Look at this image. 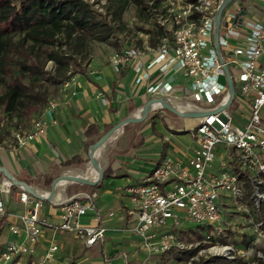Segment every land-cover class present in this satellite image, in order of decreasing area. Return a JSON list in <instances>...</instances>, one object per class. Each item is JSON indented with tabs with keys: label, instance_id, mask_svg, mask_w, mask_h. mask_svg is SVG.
Instances as JSON below:
<instances>
[{
	"label": "built area",
	"instance_id": "2783aa9c",
	"mask_svg": "<svg viewBox=\"0 0 264 264\" xmlns=\"http://www.w3.org/2000/svg\"><path fill=\"white\" fill-rule=\"evenodd\" d=\"M155 1L147 2L148 21L135 16L124 22L125 31L117 39L118 49L108 57L109 66L116 74L126 68L132 71L133 88L146 103L152 102L148 115L167 116L166 103L190 106L182 113L204 116L188 119L194 120V128L183 130L193 140L184 164L169 157L159 158L140 183L126 188L130 203L127 215L135 218L129 232L140 239V250L147 259L158 257L157 262L149 264H164L162 256L206 244H212L206 249L213 252L211 257L233 261L239 259L238 253L252 251L259 236L264 237V16L251 12V0H232L222 9L216 24L217 13L227 0ZM227 76L234 89L229 105ZM73 82L74 76L62 82L60 89L67 90ZM56 109L57 103L48 101L28 130L14 131L0 147L23 148L43 137L50 126L57 125L55 118H45ZM234 113L239 118H234ZM219 148L220 167L215 170ZM0 177V222L10 216L6 207L11 201L23 207L17 220L8 225L12 240L0 247V262L22 264V258H31L45 229L51 232L46 252L39 262L29 264H49L53 260L59 233L69 235L86 249L103 241L107 228L100 224L99 216L91 224L82 223L94 210L87 194L59 202L60 222L50 225L40 216L42 200L32 196L24 185H15L14 176L8 179L0 173ZM35 193L47 198L49 191ZM235 211L251 226L240 234L253 238L243 252L233 243L242 240L241 236L225 245L220 243L232 229L229 217ZM184 222L200 225L194 231L203 237L201 242L186 241L184 234L188 236L191 231H173ZM206 228L210 234L201 233ZM196 254L187 264H193ZM256 257L264 260L259 253Z\"/></svg>",
	"mask_w": 264,
	"mask_h": 264
},
{
	"label": "crops",
	"instance_id": "0c3cea01",
	"mask_svg": "<svg viewBox=\"0 0 264 264\" xmlns=\"http://www.w3.org/2000/svg\"><path fill=\"white\" fill-rule=\"evenodd\" d=\"M108 48L106 57L92 59L83 73L74 75V82L67 90L62 91L60 88L57 90L59 93L55 98L58 103L57 109L53 114L45 116L47 119L55 118L56 126H50L43 137L29 142L23 148L15 149L10 145L0 147L1 152L9 153L0 167L5 168L17 181L27 184L38 192H48L51 183L64 173H60L61 170L68 168L62 165L64 162L78 157L84 162L73 166L85 163L88 152L85 141L94 144L127 115L132 117L145 105L147 101L145 97L132 86V71L126 68L121 74H116L109 66L108 57L114 49ZM127 79L131 81L125 83ZM90 126L95 128L96 133L87 137L85 132ZM128 127L126 125L122 129L126 130ZM131 127L135 129V133L125 135L124 138L120 134L103 155L99 165L103 173L107 171L104 178L102 175L103 181L99 187L90 192H80L75 188L73 192L68 193L71 191L68 186L71 185L70 182L57 188L47 208L42 206L40 216L50 225H57L52 224V219L59 217L57 204L80 193L87 194L94 210L88 213L82 223L91 224L92 219L99 216L100 224L107 228L103 241L92 248L86 249L81 243L80 246L60 243L58 251L49 264H75L74 260L81 255L97 260L98 264L157 262L158 257L155 256L147 259L146 254L140 250V239L129 232L135 218L127 215L130 203L126 196V188L140 183L159 158L168 157V154L184 164L186 157L191 154L193 140L186 131L173 132L179 136L177 141L181 145L174 146L170 144L168 138L164 137L160 141L155 137L154 134L160 132L161 128L154 127V131L148 132V127L143 128L142 125ZM91 152L93 154V148ZM6 208L10 216L0 222V235L3 227H6L9 233L8 225L17 220L16 216L22 212L23 207L11 201ZM109 214L113 216L108 217ZM9 235L12 238L10 233ZM65 236L71 239L69 235ZM50 238L51 232L45 229L36 252L42 246L45 254ZM34 255L28 258V264L37 263L33 258ZM163 263L165 264L164 261Z\"/></svg>",
	"mask_w": 264,
	"mask_h": 264
},
{
	"label": "trees",
	"instance_id": "16d2710c",
	"mask_svg": "<svg viewBox=\"0 0 264 264\" xmlns=\"http://www.w3.org/2000/svg\"><path fill=\"white\" fill-rule=\"evenodd\" d=\"M149 1L106 0V4L98 6V1L89 3L83 0H0L1 113L17 118L38 117L62 82L84 72L90 44L98 43L118 49L117 39L125 31L123 16L130 6L135 9L139 21H148L146 12ZM159 2L156 0L155 4ZM99 9H103V12ZM42 47L53 48L46 51L44 62L39 59V49ZM46 62L52 64L50 71L45 70ZM29 126L18 129L26 131ZM14 131L8 136L0 134V146L10 140ZM94 133L93 126L85 132L87 137ZM90 143L85 141L87 149L93 145ZM82 162L80 158L73 157L62 165L70 167ZM261 176L264 177V174ZM103 178L95 186L76 184L75 188L80 192L93 191L100 186ZM261 191L264 192V185ZM261 214L264 216V211ZM191 233L200 242V234L195 231ZM241 237L242 240L233 243L238 248H249L253 238L246 235ZM254 250L250 261L213 257L199 264H249L260 251L255 247ZM196 252L197 249L175 252L168 255L169 258L162 256L160 259L165 264L187 262Z\"/></svg>",
	"mask_w": 264,
	"mask_h": 264
},
{
	"label": "rangeland",
	"instance_id": "374dc122",
	"mask_svg": "<svg viewBox=\"0 0 264 264\" xmlns=\"http://www.w3.org/2000/svg\"><path fill=\"white\" fill-rule=\"evenodd\" d=\"M93 1H98V6L106 4V0H86V2H90V3H92ZM237 1H240V0H237ZM251 3H252V6H253V8L251 9V12H253V13H257L258 12L261 16H264V13L261 12V9L264 8V0H251ZM96 8H98V7H96ZM99 11L103 12V9H99ZM135 13H136L135 9L132 6H130L126 10V12H125V14L123 16V22H127V23L130 22V20L135 17ZM118 38H121V37H118ZM108 47L109 46H107V45L98 44V43L90 44L89 48H88L89 57H88V61L86 62V65L92 59H103V57H106L108 55V51H109ZM51 49H53V48H51V47H49V48L42 47V48L39 49V59L42 62L45 61L46 51L47 50H51ZM51 67H52V64L47 63V62L45 63V70L50 71ZM85 69H86V66L84 67V70ZM129 81H131V79H127L125 81V83H128ZM220 81H224V80L222 78H220ZM41 84H44V83L41 82ZM58 95H59V93L56 91L55 95L51 98V100H53L54 102L57 103L55 98ZM151 115L152 114L147 115V117L140 123L127 125V126H129L128 129H126V130L122 129V133H121L122 135H120V136L123 137L125 135H129L130 133L134 134L135 133V129L134 128L132 129L131 126L139 127V126L142 125L143 128L144 127H148V130H147L148 132L154 131L153 130L154 127H157V128H161V131L155 133L154 135H155V137L159 138L160 141L162 140V138L165 137V138L169 139L171 145L173 144L174 146H181L180 143L177 141V137H179V136L176 133H173V132L183 131L184 129L191 131L194 128V120H188V119L180 118V117L175 116V115H173V114H171L169 112H167V116L162 117V118L160 117L159 113H155V115L153 117ZM150 116H151V118L146 120ZM233 116H234V118H236V117L239 118V116L237 114H235V113L233 114ZM128 117L129 116L127 115L123 120H125ZM36 118L37 117H34L33 115L30 116V117H27V118L25 116H23L21 118H17L15 116L3 115L1 113V111H0V134H2L3 136H8L12 131H14V130H16L18 128H26L29 125L31 126L33 120L36 119ZM123 120H121V122ZM18 130H21V129H18ZM186 136L189 137V135H186ZM111 150L112 149L110 147L109 151L111 152ZM219 151H221V148H219L217 150V152L215 153V164H214L215 170L216 169L218 170V168L220 167V162L217 160ZM8 156H9V153L0 151V164L3 162L4 159H7ZM167 156L169 158H172V159L176 158V157H173L171 154H168ZM85 159H86V161H85V163L83 165L81 164L80 166H70L68 168L62 169L61 172L60 171L59 172L60 173H63V172L65 173V171H68V170H75V171L84 172L85 169H86L87 164H89L87 156H86ZM227 170L231 171L232 170L231 166H228ZM64 173L62 175H64ZM68 186H70L69 188H71V191H68V193L69 192L71 193V192H73V190H75L74 183H71V185H68ZM49 190H50V188H49ZM42 206L44 208H47L48 207V202H42ZM233 210H236V209H233ZM229 218H230V225H231L232 229L228 230V232L226 233V237L221 239L222 240L220 242L221 245L222 244L225 245V243L228 240L233 239V238L234 239H241L240 238L241 232H245L244 229L249 230L251 228L250 225L246 224V220H244V219H242L240 217V215H239V213L237 211L232 213ZM59 222H60L59 217H54L52 219V224H59ZM238 223H242L243 226H241ZM198 227H200L199 224L189 223V222L185 223L184 222V223L179 224L178 226H175L173 228V231H175V232H179V231L190 232V231L196 230ZM200 231H201L202 234H210L209 233L210 229H208V228L204 229V231L203 230H200ZM184 235H185L184 238L186 239V241L188 243H194V244L198 243V240L195 239V236H193L192 234H190L188 236L186 234H184ZM200 237H201V239H200V242H201L203 237L201 235H200ZM56 239L58 241V246H60V243H66V244H70V245L80 246L79 242L71 240L67 236H65V235H63L61 233L56 235ZM9 240H12V238L10 237L9 233L7 232V228L3 227L2 233L0 235V247H3ZM218 245H220V244H218ZM210 246H212V244L196 246L195 249H197V252H196L197 254L194 257L193 264H199L200 262L203 263V262H207V261H210V260L213 259V257H211L213 255V252L209 251V250H206L207 248L209 249ZM203 247L205 249H202ZM254 247L260 250V251L257 252V254L259 253L262 256H264V251H261V250H264V237L259 236L258 239L255 241ZM76 248L78 249V247H76ZM219 248H220V246H218L217 251L220 250ZM195 249H193V250H195ZM199 249H202V250H199ZM239 249H240L239 251H242V252L244 251L243 248L239 247ZM44 251L45 250H42V246H40V249L37 252L35 251L36 253H35L33 258H34V260L36 262H39L43 258ZM245 252H247V253H245V254L238 253V256H236V257H238L239 259H244L245 261L252 260L253 253L255 252V250L252 249V251H249V252L245 251ZM183 253H185V252H183ZM27 259H28L27 257L22 258V264H27ZM74 261H75V264H86V263H89V262H90V264H98L97 260H94V259L91 260V258H89L86 255L85 256L81 255L78 258H76ZM261 262H264V260L258 261L257 258H256V259H253V261H251L249 264H261ZM0 264H5V263L0 262ZM167 264H187V262H181V263L169 262Z\"/></svg>",
	"mask_w": 264,
	"mask_h": 264
},
{
	"label": "water",
	"instance_id": "95a60500",
	"mask_svg": "<svg viewBox=\"0 0 264 264\" xmlns=\"http://www.w3.org/2000/svg\"><path fill=\"white\" fill-rule=\"evenodd\" d=\"M232 0H227L225 2L224 5H222L221 9L219 10V12L217 13V16H216V24H218L219 22V18H220V14H221V11L222 9L231 2ZM241 14H243V12H241ZM216 38V43H217V36H215ZM217 46V44H216ZM228 78V76H227ZM228 92H229V96H230V101L228 102L227 105H229L233 99V95H234V89H233V86H232V83L231 81L229 80L228 78ZM152 102L149 101L147 102L143 108H142V117L140 118H133V117H129V118H126L125 120H123L122 122L116 124L114 127H112L108 132H106L104 135H102L93 145H91L89 148H88V152H87V158H88V162L94 167L97 169L98 171V174H99V177H98V180L96 181H93V182H90L88 180H84V179H81V178H74L72 179V183L74 184H80V185H86V186H95L96 184H98L102 178V175H103V172H102V169L100 167V165L91 157V150L92 148L93 149H96L98 148L100 145H102L105 141H107L109 139V137L111 136V134L118 128V127H121L123 128L124 126L126 125H129V124H137V123H140L142 122L148 115V112H149V107H150V104ZM163 106L164 108L170 112L171 114L175 115V116H178L180 118H187V119H190V118H200L202 116H204V114H200V113H182V112H179L177 110H175L172 106H170L169 104H166V103H163ZM0 173H2L6 178L8 179H11V175L7 172V170L5 168H2L0 167ZM62 177V175H60L59 177H57L52 183H51V186H50V190H49V194L47 196V198H43L42 196L38 195L35 193V189L28 186L27 184L25 183H22L20 181H16L14 182L15 185H24L27 189V191L32 195L34 196L35 198L37 199H40L42 200L43 202H50L52 200V198L54 197V194H55V189H56V183L57 181Z\"/></svg>",
	"mask_w": 264,
	"mask_h": 264
},
{
	"label": "bare ground",
	"instance_id": "6f19581e",
	"mask_svg": "<svg viewBox=\"0 0 264 264\" xmlns=\"http://www.w3.org/2000/svg\"><path fill=\"white\" fill-rule=\"evenodd\" d=\"M176 110L179 112H185L190 106L178 104L172 105ZM133 118H140L142 117V110L138 109L132 116ZM122 128L118 127L109 137L107 141H105L102 145L98 148L93 149V155L91 152V157L99 164L103 155L105 154L107 148L114 142V140L121 134ZM87 170V171H86ZM86 170L84 172L75 171V170H68L62 175V177L57 181L56 188L62 187L66 184L72 182L74 178H81L84 180H88L90 182L98 180L99 174L96 168H94L90 163L87 164ZM90 171V172H88ZM46 196V194H44Z\"/></svg>",
	"mask_w": 264,
	"mask_h": 264
}]
</instances>
